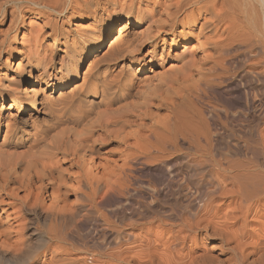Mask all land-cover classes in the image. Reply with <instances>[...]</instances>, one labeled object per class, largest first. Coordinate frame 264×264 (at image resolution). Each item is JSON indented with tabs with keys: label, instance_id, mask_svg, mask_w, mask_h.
I'll list each match as a JSON object with an SVG mask.
<instances>
[{
	"label": "bare ground",
	"instance_id": "obj_1",
	"mask_svg": "<svg viewBox=\"0 0 264 264\" xmlns=\"http://www.w3.org/2000/svg\"><path fill=\"white\" fill-rule=\"evenodd\" d=\"M8 13L13 40L43 17L65 48L24 55L11 93L23 114L39 81L58 92L42 130L28 116V153L0 154L2 191H51L41 245L13 242L11 264H264V0H0ZM51 17L90 25L68 39Z\"/></svg>",
	"mask_w": 264,
	"mask_h": 264
},
{
	"label": "rangeland",
	"instance_id": "obj_2",
	"mask_svg": "<svg viewBox=\"0 0 264 264\" xmlns=\"http://www.w3.org/2000/svg\"><path fill=\"white\" fill-rule=\"evenodd\" d=\"M51 18L53 19V21H56L59 29H61L62 27L64 34L68 39H73L72 37H76L77 32L79 31L85 33V31H87V27L90 25V21L88 18H84L81 22H79V20L74 17H72L69 22H62L61 19L55 20V17ZM1 21L2 19L0 20V22ZM9 21L10 14L8 13L4 15V20L0 24V28L3 31L0 36V43L5 40L7 41L6 43H4V45H2V48L0 49V98H3L2 104H0V154L4 156L9 154L22 155L26 152L28 153L29 145L31 144V142L29 137H27L28 135L26 134V132L28 130L29 133H34L32 129L34 128V125L31 124L28 116L30 114H32L34 117L38 116V124L36 125V128H38L36 131H40L46 126V121L50 120L51 114L57 105L58 92L53 89L55 82L51 81L49 83L51 86L46 87L43 86V83L41 81H39L36 85V90L41 88L43 92H38L39 98L36 107V109L38 108L37 111H24L23 114H21V106L16 104V102L12 100L11 97L13 96L11 93L15 94L18 93L19 90H21V87L19 86V82L21 81L20 74L23 73V71L27 74L30 67L29 63H27L23 56L26 55L30 58L39 57L38 59L40 60L53 57L57 62L61 57H63L64 54L62 53V51L65 50L62 44L63 40H61V38L55 40L57 44H54V48L51 49V45L53 44L52 42L54 40L52 37H46V34H51L52 26H44L42 22L43 17H39L38 19L33 20V22H31L33 24L32 28L26 27L25 31H19L16 34V40L12 39L14 33H6ZM76 23L80 26L75 27ZM27 24L28 20L26 21V25ZM124 33L126 32L123 31V34ZM117 35L118 24H114L110 28V30L105 33V45H108L109 41L112 38L114 39L115 37H117ZM6 49H11L13 51V54L15 55L13 58H9V60H12L13 63L8 69L4 66L5 60L7 58V56L4 54ZM147 49L148 48L141 49L142 56L146 54ZM182 49L183 48L180 47L178 50H173L172 55L179 54ZM173 64L175 65V63L173 62L170 63V65ZM134 66L135 68L139 67L136 64ZM87 68L88 61H86L82 65V67L77 72V76L75 77V79L70 83V85L68 84V88L66 90H63V92L69 91V89L74 84L82 83L83 73L87 70ZM146 73L147 72H140L138 75L142 77ZM20 96L23 97V94H21ZM43 97L46 98V100H44V103L41 102V99ZM48 103L51 104L50 108L52 109H48V107H45L46 105H48ZM44 120L46 121L44 122ZM6 121H8V123L11 125V131L8 134L6 133ZM14 143H19L20 145H18L16 148L14 147ZM17 173H19V171H17ZM10 187L11 185H9V188L6 189L7 191H2L0 189V264H11L12 257L8 254V252L9 247H11L10 245L15 241L25 243L26 246H24L27 248V250L29 248H38L41 245L40 235L45 232L46 225L48 224L46 216L49 213L48 210L50 203V190H47L46 194L42 193V195H40L39 197L36 196L37 193L35 192V190H31V193H33L30 194L29 198L26 199L24 192L18 191L13 194L12 192H10V189H12ZM24 198V203L26 204L22 205ZM70 199L71 201L74 200L73 195L70 196ZM5 215L10 216L8 220L5 219ZM8 228L11 230L7 231Z\"/></svg>",
	"mask_w": 264,
	"mask_h": 264
}]
</instances>
